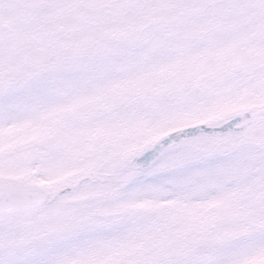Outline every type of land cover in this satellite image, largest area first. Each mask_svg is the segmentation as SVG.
Here are the masks:
<instances>
[{
	"label": "snow or ice",
	"instance_id": "1",
	"mask_svg": "<svg viewBox=\"0 0 264 264\" xmlns=\"http://www.w3.org/2000/svg\"><path fill=\"white\" fill-rule=\"evenodd\" d=\"M0 264H264V0H0Z\"/></svg>",
	"mask_w": 264,
	"mask_h": 264
}]
</instances>
